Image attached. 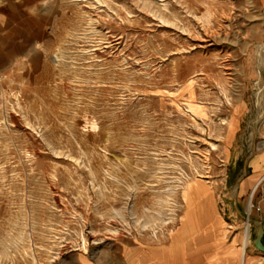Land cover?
I'll return each instance as SVG.
<instances>
[{"label":"rangeland","instance_id":"rangeland-1","mask_svg":"<svg viewBox=\"0 0 264 264\" xmlns=\"http://www.w3.org/2000/svg\"><path fill=\"white\" fill-rule=\"evenodd\" d=\"M36 4L51 38L0 81V264H115L183 187L233 192L264 145V0Z\"/></svg>","mask_w":264,"mask_h":264},{"label":"crops","instance_id":"crops-1","mask_svg":"<svg viewBox=\"0 0 264 264\" xmlns=\"http://www.w3.org/2000/svg\"><path fill=\"white\" fill-rule=\"evenodd\" d=\"M36 0H0V81L21 65L32 63L37 51L51 38L53 15L36 7ZM237 130L233 125L228 142ZM250 172L227 193L228 178L197 182L186 199L180 196L177 224L156 243L123 246L115 264H264L255 245L263 227L264 184L258 192L261 211L252 213L246 235V196L264 176V149L247 160Z\"/></svg>","mask_w":264,"mask_h":264},{"label":"bare ground","instance_id":"bare-ground-1","mask_svg":"<svg viewBox=\"0 0 264 264\" xmlns=\"http://www.w3.org/2000/svg\"><path fill=\"white\" fill-rule=\"evenodd\" d=\"M189 109L193 112V114L195 115H200L201 114V109L197 108V107H192V106H189ZM260 122L262 123L263 127H264V111L260 114L257 115V122ZM222 126L226 127V134H229V131L231 130V128L233 127V119H230L229 123L226 124V123H223ZM223 130V129H221ZM262 148L264 149V145L262 146ZM264 180V176L261 177V179L256 183V185L253 187V189L255 188H258V186L261 184V182ZM190 185H187L185 187H183V189L180 191V196L183 198V199H186L187 195H188V192L190 190ZM251 212V203L248 202V206H247V211L246 213H250ZM170 219L172 218H169V221ZM154 221L155 219L154 218H148L146 221H139L137 222V226L139 229H146V228H153L154 226ZM165 224L169 223V222H164ZM249 223H250V218H247L246 219V223H245V231H246V235L248 234V228H249Z\"/></svg>","mask_w":264,"mask_h":264},{"label":"water","instance_id":"water-1","mask_svg":"<svg viewBox=\"0 0 264 264\" xmlns=\"http://www.w3.org/2000/svg\"><path fill=\"white\" fill-rule=\"evenodd\" d=\"M258 226H259V231H258L257 237L255 238V245L259 251L264 253V244L262 242L263 227L261 223H259Z\"/></svg>","mask_w":264,"mask_h":264},{"label":"built area","instance_id":"built-area-1","mask_svg":"<svg viewBox=\"0 0 264 264\" xmlns=\"http://www.w3.org/2000/svg\"><path fill=\"white\" fill-rule=\"evenodd\" d=\"M256 190H257L256 188L252 189L251 193L249 194V198H248V202L251 203V212H252V210H256V211L260 210L258 205H255V204L252 203V198H253V195H254ZM251 212L250 213H246V219L250 218Z\"/></svg>","mask_w":264,"mask_h":264}]
</instances>
